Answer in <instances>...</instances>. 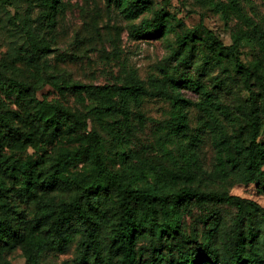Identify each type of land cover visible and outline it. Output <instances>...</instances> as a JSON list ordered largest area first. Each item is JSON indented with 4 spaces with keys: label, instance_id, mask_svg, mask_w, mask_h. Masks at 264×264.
I'll list each match as a JSON object with an SVG mask.
<instances>
[{
    "label": "trees",
    "instance_id": "16d2710c",
    "mask_svg": "<svg viewBox=\"0 0 264 264\" xmlns=\"http://www.w3.org/2000/svg\"><path fill=\"white\" fill-rule=\"evenodd\" d=\"M6 1V0H3ZM206 1V0H203ZM129 21L141 18L132 35L137 39L166 38L177 28L181 34L171 49L176 69L164 70L148 85L135 70L122 84L68 83L46 76L44 57L53 52L51 33L64 13L63 0H33L44 24L24 27L31 46L32 82L0 70V264H12L9 254L20 249L26 264H41L45 253L66 254L78 243L72 262L62 264H264V206L233 195L214 183L255 184L264 190V70L246 66L240 58L243 43L264 53V29L243 8L242 0H229L249 28L225 45L204 24L184 28L174 14L154 9L152 0H106ZM150 15L145 17V15ZM207 52L197 64L199 44ZM229 62L240 74L249 98L235 108L220 95L224 79L213 85L180 68L198 67L200 77ZM50 84L61 97L73 94L90 102L86 113L60 100L39 96ZM184 91L198 95L194 102ZM172 102L170 118L158 139L161 161L142 157L133 149L146 128L141 108L149 99ZM14 106V108H12ZM203 116L192 129L190 110ZM112 139L109 164L105 141L93 121ZM46 139L79 142L64 148L46 165L8 157L4 152L38 148ZM211 140L215 159L204 165L201 149ZM80 164L87 169L79 171ZM32 204L33 212L19 210ZM228 206L235 213L214 208L203 220L201 236L187 235L184 218L194 206ZM149 256L143 259L144 253Z\"/></svg>",
    "mask_w": 264,
    "mask_h": 264
},
{
    "label": "rangeland",
    "instance_id": "374dc122",
    "mask_svg": "<svg viewBox=\"0 0 264 264\" xmlns=\"http://www.w3.org/2000/svg\"><path fill=\"white\" fill-rule=\"evenodd\" d=\"M33 0H0V70L7 75L25 82H32L29 57L31 46L27 41L23 28L31 30L42 26L41 9L32 5ZM154 9L174 14L184 23V28L195 30L204 24L212 30L225 45L232 43V36L247 31L249 28L232 9L229 0H152ZM65 11L59 18L55 29L46 32L53 52L44 57L42 66L46 76H56L68 83H87L94 85L122 84L126 82L127 72L135 70L148 85L152 79L161 78L164 70L176 69V63L170 59L171 49L176 45V38L181 34L177 28L166 38L151 40L137 39L132 35L141 18L127 20L120 9L107 4L106 0H63ZM243 8L264 29V0H242ZM150 15H145V17ZM204 43L199 44L197 64L201 63V55L206 53ZM242 62L252 69L264 70V53L258 46L243 43L240 47ZM226 70L217 67L211 74L200 77L198 67L180 68V72L199 78L211 87L216 76L224 79V87L220 91L222 101L235 108L249 98L242 77L236 73L229 62L224 61ZM194 102L198 95L184 91ZM0 96H2L0 92ZM39 96L49 100H60L75 111L86 113L90 108L89 101H83L73 94L61 97L50 85L43 84L39 88ZM14 108V106H12ZM172 102L161 98L149 99L141 108L147 119L146 128L135 138L133 149L142 157L153 161H161L158 150V139L165 130L166 121L170 118ZM203 114L197 108L190 110L192 129L199 125ZM93 124L105 141V152L109 155V164L115 170L120 164L112 157V139L100 126L97 120ZM261 140L264 139V132ZM73 141H57L46 139L38 148L27 147L23 152L6 150L8 157L20 160L38 161L46 165L48 161L64 148L79 147ZM201 157L206 167L211 168L215 151L210 139L201 149ZM80 164L79 171L86 170ZM264 169V166H263ZM211 188L226 189L231 194L258 202L264 206V190L255 184L238 185L232 181L214 183ZM214 208H221L224 214H234L235 209L228 206H194L184 218V230L187 235L197 233L201 236L207 218ZM19 210L33 212L32 204L19 203ZM78 243L66 254L45 253L41 264H62L72 262L77 255ZM149 254L144 253L143 259ZM12 264H26L20 249L9 254Z\"/></svg>",
    "mask_w": 264,
    "mask_h": 264
}]
</instances>
